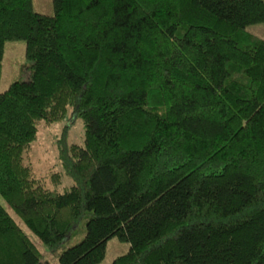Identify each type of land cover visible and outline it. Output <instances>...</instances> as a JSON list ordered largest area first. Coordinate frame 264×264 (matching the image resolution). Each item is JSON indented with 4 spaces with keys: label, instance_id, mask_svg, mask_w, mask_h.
Masks as SVG:
<instances>
[{
    "label": "trees",
    "instance_id": "16d2710c",
    "mask_svg": "<svg viewBox=\"0 0 264 264\" xmlns=\"http://www.w3.org/2000/svg\"><path fill=\"white\" fill-rule=\"evenodd\" d=\"M51 6L0 0V57L23 39L29 61L0 91L4 201L59 264L98 262L111 236L128 248L109 264H264V38L242 30L264 0ZM65 117L82 132L54 139L59 191L23 154ZM0 264H50L1 203Z\"/></svg>",
    "mask_w": 264,
    "mask_h": 264
},
{
    "label": "rangeland",
    "instance_id": "374dc122",
    "mask_svg": "<svg viewBox=\"0 0 264 264\" xmlns=\"http://www.w3.org/2000/svg\"><path fill=\"white\" fill-rule=\"evenodd\" d=\"M31 7L34 11L52 14L51 0H31ZM242 30L264 38V21L246 24ZM28 62L24 53L23 39H6L3 41L0 57V91L4 90L12 80L25 79L28 76L26 70ZM63 123L68 124L67 140L69 142L80 143L82 123L79 118H71L68 120L65 117L59 121L53 122L40 120L37 124V131L34 139L29 143L23 154V162L29 166L32 174L39 178L44 186L55 188L59 191L72 183L71 179L62 173L56 157L54 139L60 132ZM52 172L61 174L59 181L52 183L50 179V174ZM0 203L6 208L16 223L27 233L29 239L38 249L42 259L47 260L50 264H59L56 253L48 251L41 240L24 225L19 216L1 196ZM81 235L82 233L78 237ZM77 238L72 237L63 241L58 250L74 243ZM127 248V241H121L117 239L116 236H111L105 242L103 257L93 264H109L115 255L125 252Z\"/></svg>",
    "mask_w": 264,
    "mask_h": 264
}]
</instances>
